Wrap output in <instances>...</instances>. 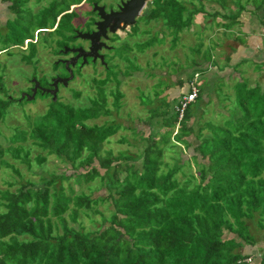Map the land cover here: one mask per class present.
<instances>
[{
	"label": "trees",
	"instance_id": "16d2710c",
	"mask_svg": "<svg viewBox=\"0 0 264 264\" xmlns=\"http://www.w3.org/2000/svg\"><path fill=\"white\" fill-rule=\"evenodd\" d=\"M226 1L221 0L220 4L221 16L226 17L225 22L219 24L224 33L234 25L241 10L238 8H242L240 0L231 3L237 6L235 10L227 7ZM26 2L0 0L8 12V30L1 34L0 51L6 49L5 45H22L26 41L27 52L19 54V61L32 65L37 63L33 60L37 53L33 38L42 33L43 37L37 39L43 44L56 38L52 49L55 55L62 46H68L66 40H58L62 31H69L70 37L74 27L70 25V18L66 20L68 27L64 20L61 22L63 16H69L70 13H61L68 10L63 9L71 2L50 0L36 14L25 7ZM91 2L87 0L89 8ZM208 2L213 1L145 0L140 18L147 24L159 22L174 44L177 34L188 27L195 10L205 12V4L206 9H210ZM254 6L259 10V22L264 31V0H255ZM42 11H53L49 26ZM35 17L36 24L29 26ZM20 26L22 31L13 34L15 27ZM53 27L55 29L51 30ZM164 30L156 32L165 36ZM5 35L13 36L12 40L4 39ZM262 39L264 42V32ZM126 72V76L131 74ZM192 72L185 78L188 80L185 93L190 92L189 86L195 87L196 96L182 110L179 119L182 93L170 102L147 107L149 113L160 110L155 114V123L163 131L159 132L157 140L149 125L147 134L144 136L141 132L140 138L131 139L133 143L126 136L116 141L134 146L136 151L132 153L121 150L113 155L105 150L100 156L102 145L119 129L138 130L130 124L124 126L116 122L115 117L110 118L103 87L107 76L99 80L98 86L93 83L95 79L88 85L99 91L96 99L100 104L91 99L87 107L73 109L55 107V99L49 102L43 114L27 116L24 129L14 128L5 140L16 145L6 148L0 145V170L8 166L14 174H19L3 159L6 153L30 170L29 151L24 148L29 140L40 150L32 158L36 167L52 155L70 171L46 173L47 177L39 176L38 184L26 179L14 183L17 186L12 190H0V264H249L248 259L254 256L249 250L254 248L259 253L257 264H264V83L238 82L229 87V92L219 82L209 92L204 90V83H197L199 77L192 78L202 73L200 68L196 66ZM31 76L36 78L37 73L32 72ZM39 76L44 81L42 73ZM6 78L3 69L0 70V94L4 95V99L0 97V122L9 105L16 102L7 96ZM178 78L175 83L181 87L183 79ZM163 84L164 88L168 87ZM162 92H156L154 102L163 99L160 98ZM212 92H215L214 98L222 96L218 100L222 105L225 100L229 102L223 106L226 112L218 115L215 124L206 121L194 129L201 106L210 103L203 97ZM38 96L47 97L43 93ZM164 97L167 99L166 95ZM22 101L27 100L18 98V102ZM115 103H118L116 116L119 99L111 100L112 109ZM102 117L110 120L101 126L85 124ZM143 122L150 124V121ZM174 128L176 132L170 141ZM203 130L207 135L201 134ZM189 137L196 143L188 162H182L180 155L172 167L159 173L164 146L174 142L187 150L192 146ZM189 165L194 166L195 175L181 173L182 168ZM176 174L188 178L179 182ZM96 178L105 191L104 197L93 198L72 188L73 184L79 188L82 183ZM192 180L196 182L190 187ZM62 182L67 183L64 191ZM7 186L12 187L10 183ZM104 201L112 207L107 214L96 209V205ZM80 212L86 217L90 212L97 214L99 227L85 230L77 220ZM88 220L96 224L93 219ZM68 222L76 224V228ZM258 243L263 246L256 247Z\"/></svg>",
	"mask_w": 264,
	"mask_h": 264
},
{
	"label": "rangeland",
	"instance_id": "374dc122",
	"mask_svg": "<svg viewBox=\"0 0 264 264\" xmlns=\"http://www.w3.org/2000/svg\"><path fill=\"white\" fill-rule=\"evenodd\" d=\"M49 1L50 0H41L40 2H35L34 0H27L25 7L30 9L31 14H36L35 12L38 10V7H46ZM53 1L57 3L58 0ZM67 1L71 3H68L67 8H64L63 10H68L61 13V15L64 13L70 14L69 16H63L61 18V22L64 20L65 26L68 27L66 20L70 18V25L71 27H74L73 29H75V27H82L81 23L85 15H87L86 11L89 8L88 3L86 2L81 5L79 2L82 3L83 0ZM71 4H73L72 7H70ZM247 6H252L255 8V6L252 5L251 0L248 1V4H243L242 8L247 12V14L253 16L254 10H247ZM205 7L207 8L206 4ZM4 8L5 5L0 3V13L3 12ZM196 8H199L198 4ZM206 8H203L205 12H197L196 10L193 12L188 27L177 34V39L174 44L171 42V36L167 35V32L162 29L159 22H150L147 24L139 16L135 20V23L129 27L127 32H117L118 34L115 33L116 35H110L109 42L113 48L111 51L110 49H104L103 62L91 63L89 65H83L79 67L74 78L71 81L69 78L68 84L59 88L60 91L55 97L57 100V103L54 104L55 107L70 106L73 109L85 108L89 105L91 99H93L92 101L99 103V101L96 99L99 98V91L89 88L88 85L90 80L95 79L93 83H96L98 86L99 80L103 79L105 76L108 77V80L103 87L105 88L104 93L106 94L107 98L106 108L110 110L109 113L112 115L110 118L115 117L116 122L121 123L124 126L130 124V126L136 127L138 130L133 131L131 129H119L112 137L108 138V142L102 145L100 156L104 154L103 152L105 150H110L113 155H115L117 151L121 150H126L130 153L135 152L136 148L134 146L118 144L116 141L121 136H126L129 142L133 143L131 139H136L137 136L140 138L142 136L141 132L144 136L147 134L149 125H152L149 127V129H152L151 131L155 133V139L157 140L159 138V132L163 131V129H160L157 123H155L157 120L155 114H158L160 110H158L157 113H149L147 112V107H157L154 105H161V103L167 100L170 102V99L177 97L179 93L184 94L187 87L186 83L188 81L185 78L187 75L193 74L192 69L195 66L202 68V77L198 78L197 83L199 85L204 83L203 86H205V91L211 92V88H213L215 84L219 83V74L221 75L222 72L219 74L216 73L215 76L210 75L212 78L203 82L209 71H216L215 67L208 70V61L205 60L206 55H211L215 58V63H219L220 61L217 60L219 54L214 53V51L210 50L209 47L217 42L222 43L225 37H234L235 30L232 28L230 30L231 34H225L222 31H218L215 37L210 36L212 30L216 27L214 23L217 20H222L221 11L213 13V11H211L213 10L212 4H210L209 10ZM214 9L217 8L214 7ZM42 12L45 18L48 20L47 25L49 26V18L52 16L53 11ZM142 14L143 11L141 12V15ZM61 15L59 14L57 17L59 18ZM35 24L36 17L29 22V26H33ZM259 24L261 23L259 22ZM15 28L16 31L12 32L13 34H18L20 31H22L21 26ZM5 29L6 30L4 31L0 30V41L1 37L3 36L1 34L8 30L7 27ZM54 29L55 27H53L51 30ZM156 30H164L166 35L164 36L162 33L156 32ZM69 35V31L67 32L66 30H63L62 37H58V40H66V43L69 42V44H67L68 46L71 45L74 40L75 44L79 42L76 39H70ZM12 37L13 36L5 35L4 39L11 41ZM39 37H43V34L41 33L37 35V38ZM37 38H33L32 41L35 42V46L37 47V53L35 55V59H33L37 60V63L32 65H25L19 61V54L27 52L26 41H24L22 45H15L17 47L9 45L11 47L7 48V45H5L6 49L0 51V70L3 69V74L7 76L5 80V86L8 88L7 96H10L11 99H18V93L23 92L24 89L28 87L29 82L27 79L31 77L32 72L37 73V75L42 72V74H45L46 76L51 74L50 65L54 62L52 49L54 48V40L56 38L52 37L50 43L47 44H43ZM1 48L2 46H0V49ZM154 52L156 55L153 54ZM125 58L127 59L125 61H130L129 64L123 60ZM219 59H222V57ZM221 63H224V61ZM256 66V63H251L250 61L248 64V72L255 71L257 69ZM126 71L130 72L131 74L126 76ZM182 71H184L182 73L183 85L178 87L175 81L179 78H177L176 75ZM243 71L245 73L247 70ZM189 80H191V76ZM243 81H246L247 83H254V81L264 83V80L261 78H255L253 76L251 77L250 75H241L236 77V79H232L230 77L229 80L227 79L224 81L223 89L229 90V87L233 84ZM163 82L167 84V88H164ZM34 83L35 82H33V84ZM161 90H163V92L160 93V98L163 99H158L156 102H154V99H156L157 95L156 92L158 93ZM214 93L212 92L211 94H207L206 98H204L205 96L203 97L204 101H210V103L207 106H201V115H199V118L197 117L195 119L194 129L200 127L201 123L206 121H211L215 124V122L219 119L218 115H223L226 112V107L223 106H227L229 102L225 100L222 105L221 101H218L222 99V96L218 95L217 98H214L212 95ZM165 95L167 96V99H165ZM0 97L4 99V95L0 94ZM114 98L119 99L120 105L116 116L114 111L116 110L118 103H115V107H113V109L110 106L111 100ZM50 101L53 100L49 99V97L46 98L45 96L36 95L34 101L32 99L24 102H12L6 110V115L4 116L3 121L0 122V145L3 148L8 147L9 145L15 146L16 144H10L7 140H5V138L8 137L16 127L24 129L25 121L28 119L27 116L32 118L43 114V112L48 109L47 105ZM196 116L197 115H195V117ZM110 118L102 117L86 122L85 124L92 126L98 123L97 126H101L104 124V122L109 121ZM143 121H150V124H145ZM175 132L176 129L174 128L169 139L170 141H172L171 138ZM201 134L207 135L206 130H203ZM188 140L191 142L192 146L187 150L183 147V145L176 144L174 142H169L164 146L161 159L162 165L160 166L159 173H164L168 168L172 167L175 160L178 159V156L180 155L182 162H188V157L194 154L192 147H194L196 143V140L193 137H189ZM135 144L138 143L136 142ZM142 144L144 145V143ZM24 145V148L28 149L29 151L28 158L30 159V170L26 169L25 164L13 160L11 156L6 153L3 155V159L6 161V163L14 167L19 174H14V171H12V169L8 166H2L0 170V190H12L17 186L14 183H22L26 179L34 184H38L39 176L47 177L46 173L50 172L56 174L60 172L69 173L70 170H67L68 166L66 164L60 163V161L52 155L48 156L46 161L41 166L36 167L32 158L37 153H40V150L35 148V146H33L29 140H27ZM182 172H185L188 175H195V168L193 165H189V168L184 166L181 170V173ZM176 178L179 182H183L188 178V176L185 175V177H182L180 174H176ZM98 181V178H96L94 181L87 184L82 183L79 188L78 185L73 184L72 188L75 191L80 189L85 194L92 195L93 198H97V196L104 197L105 191L99 187ZM195 182V180H192L190 182V187ZM8 183H10L12 187H8ZM66 184V182L60 183V185L63 187V191L66 188ZM96 209L100 212L106 213L107 210H112V207L108 201H104L101 204H97ZM88 214L89 216L86 217L82 214V212H80L77 219L79 222H81V225L84 227V229L93 230L95 227H99V225H97L99 222V216L92 212ZM89 218L96 221V224H90V221L88 220ZM68 225L76 228V224L74 223L68 222ZM262 246V243H258L256 245V247ZM246 249H248V247H246ZM249 252L253 253L254 256L252 257L253 259H248L247 262L249 264H257L259 253H257L255 248L250 249Z\"/></svg>",
	"mask_w": 264,
	"mask_h": 264
},
{
	"label": "crops",
	"instance_id": "0c3cea01",
	"mask_svg": "<svg viewBox=\"0 0 264 264\" xmlns=\"http://www.w3.org/2000/svg\"><path fill=\"white\" fill-rule=\"evenodd\" d=\"M213 2H208L207 4H212L213 5V10L216 11H221L220 9V1L212 0ZM236 0H227V7H230L231 9L235 10L237 9V6H234L231 4L232 2L234 3ZM249 1V0H248ZM247 0H240L241 2V7L243 4H248ZM252 5L254 6L255 0H251ZM205 3L207 1H204ZM217 5H216V4ZM207 6V5H206ZM210 7V5H208ZM234 6V7H233ZM216 7L217 9H214ZM241 9L240 12L237 15V18L235 20V23L233 26L225 30V34H231V29L234 28V37H225L223 39V42L221 43H214L209 47L210 50L214 51V53L219 54V57L217 60H219V63H215V58L212 57L211 55H206V61L207 62V68L210 70L211 68L215 67L216 71L214 72H208V75L205 76V79L203 82L206 80H209L210 75L215 76L216 73L219 74L222 72V74H219V82L224 83L227 79L231 77L232 79H236V77L239 76H247L250 75L251 77H257L261 78L264 80V42L262 39L263 35V28L261 24H259V10L257 8L255 9L252 6H247V10H254L253 16H250V14H247V12L243 8H238ZM224 16H221L222 20H217L215 24V29L212 30L210 36L215 37L216 33L218 31H224L222 29V26L219 24H223L225 22ZM207 37V36H206ZM222 57V59H219ZM209 59V60H207ZM224 61V63H221ZM251 61V63H256L257 64V69L252 72H248V64ZM226 65V68H225ZM196 67V66H195ZM202 67V66H201ZM255 67V68H256ZM200 68V67H199ZM202 71V68H200ZM243 70H247L245 73ZM182 71L179 73L177 78L180 76L182 77ZM201 75V76H200ZM198 74L197 78L202 77V73ZM184 77V76H183ZM224 78V79H223ZM205 87V86H204Z\"/></svg>",
	"mask_w": 264,
	"mask_h": 264
},
{
	"label": "flooded vegetation",
	"instance_id": "af4514ba",
	"mask_svg": "<svg viewBox=\"0 0 264 264\" xmlns=\"http://www.w3.org/2000/svg\"><path fill=\"white\" fill-rule=\"evenodd\" d=\"M86 2H87V0L86 1L83 0L82 3L81 2H79V3L81 5H83ZM123 2H125V0H103V1L92 0V2H91L92 7L90 6V8H88V10L86 11L87 15H85V17L81 23L82 27H75V29L72 30V35L70 36L72 38V40L76 39L79 42L75 44V40H74L71 45L62 46V47L63 48L67 47L70 49L80 48L81 50L87 49V47H88L87 41L81 40L78 37H76L75 35L77 33L90 34L92 32H95V29H96L95 23H97L99 21V18L97 17V10L92 11L93 4L97 5L98 7H101L102 12L104 14H107L109 12H117L119 6ZM2 4H4V3H2ZM39 8H43V7L39 6L38 9ZM34 12H35V10H34ZM4 14H5V17H4ZM1 15H2V17H1ZM7 18H8V12H7L6 8H4L3 12L0 13V30H3V31L6 30L5 28H6V19ZM128 29H129V27H127V29H125V30L118 31V32L124 33V32H127ZM116 34H118V33H116ZM116 34L114 33L112 35H116ZM109 37H110V35H108V41L105 42V45H106V47H109L110 51H111L113 46L109 42ZM67 44H69V42ZM11 46L17 47L15 45H11ZM11 46H8V47H11ZM104 51H105L104 49H101L98 52V55H101L103 57ZM58 52H59L58 54H55V55L53 54L54 55L53 56L54 62L51 63V65H50L51 74L48 76H46L45 74L44 75L42 74L44 76V78H43L44 81H42V79L40 78L39 75H37L36 78L31 76L29 79H27V81L29 82L28 87H26L23 92L18 93V98L25 99L26 96L28 97V95H30V93H31V89L33 87V82H35L38 87L35 90L33 100L35 99V96L41 94V92L43 94H46L47 97H49V99H52V97L49 95V91H52V81L54 79H59V82L56 83V92H55V97H56L60 91L59 88H61V86H63L62 82L65 81L64 85H67L68 81H69L68 79L70 78V81H71L74 78L76 71L78 70L79 67H81L83 65H89L91 63L99 62L97 58H95L94 62H92L90 58H85L84 63L82 62L81 58H77V59L72 61L73 57L75 56V53L68 52L66 54H63L62 49L59 50ZM14 100L16 102H18V99H14Z\"/></svg>",
	"mask_w": 264,
	"mask_h": 264
},
{
	"label": "water",
	"instance_id": "95a60500",
	"mask_svg": "<svg viewBox=\"0 0 264 264\" xmlns=\"http://www.w3.org/2000/svg\"><path fill=\"white\" fill-rule=\"evenodd\" d=\"M145 0H125L123 2L117 12H109L104 14L102 12V8L93 4L92 11L97 10V17L99 21L95 23L96 29L95 32L90 34L77 33L75 36L81 40L87 41L88 47L85 50H81L80 48L70 49L64 47L62 49V53L66 54L68 52L75 53L72 61L81 58L82 62H85V58H90L92 62H94L95 58L101 63L103 57L98 55V52L101 49L109 50V47H106L105 42L108 41V35L114 34L117 31H122L127 29V27L132 26L135 23V20L139 17L140 11L143 8ZM59 82V79H54L52 81V91H49V95L52 97V100L55 99L56 92V83ZM63 85L65 83L62 82ZM37 84L34 83L31 89L30 95L25 97L27 101L32 100L35 90L37 89ZM42 93V92H41Z\"/></svg>",
	"mask_w": 264,
	"mask_h": 264
},
{
	"label": "built area",
	"instance_id": "2783aa9c",
	"mask_svg": "<svg viewBox=\"0 0 264 264\" xmlns=\"http://www.w3.org/2000/svg\"><path fill=\"white\" fill-rule=\"evenodd\" d=\"M196 78V75H194L193 79ZM190 87V92H187L185 94H183L181 97H180V100H179V103H180V108H179V116H178V119L181 117V112L182 110L185 108V106L193 101V99L195 98L196 96V89L195 87Z\"/></svg>",
	"mask_w": 264,
	"mask_h": 264
},
{
	"label": "clouds",
	"instance_id": "9594fccd",
	"mask_svg": "<svg viewBox=\"0 0 264 264\" xmlns=\"http://www.w3.org/2000/svg\"><path fill=\"white\" fill-rule=\"evenodd\" d=\"M144 5H145V3H144ZM144 5H143V8H142V9H144ZM72 6H73V5H72ZM72 6H71V7H72ZM142 9H141V11H142ZM141 11H140L139 16L141 15ZM117 32H118V31H117ZM117 32H116V33H117ZM102 62H103V59H102Z\"/></svg>",
	"mask_w": 264,
	"mask_h": 264
}]
</instances>
